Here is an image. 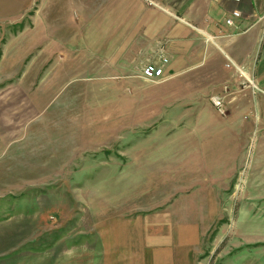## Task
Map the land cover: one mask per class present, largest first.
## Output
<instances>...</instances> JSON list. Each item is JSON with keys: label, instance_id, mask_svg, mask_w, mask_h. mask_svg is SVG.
I'll return each mask as SVG.
<instances>
[{"label": "crops", "instance_id": "0c3cea01", "mask_svg": "<svg viewBox=\"0 0 264 264\" xmlns=\"http://www.w3.org/2000/svg\"><path fill=\"white\" fill-rule=\"evenodd\" d=\"M236 9L241 17L228 25ZM25 17L38 21L24 28L38 38L12 47L25 58L39 51L43 74L24 78L40 86L24 96L0 92V169L7 173L0 178L17 175L12 157H45L44 163L52 157L44 143L53 92L77 100L83 87L103 97L113 85L135 83L147 63L163 57L165 76L183 83V92H171L178 98L204 101L230 84L225 115L204 102L188 106L184 140L167 130L175 120L167 121L163 132L169 136L160 144L165 152L153 159L185 166L180 172L174 167L154 190L157 204L107 213L99 221L96 213L88 243L61 251L63 264H208L206 238L234 181L247 178L248 189L264 190V0H0V21ZM245 154L247 177L240 164ZM263 246L235 245L222 264H241L240 252Z\"/></svg>", "mask_w": 264, "mask_h": 264}, {"label": "rangeland", "instance_id": "374dc122", "mask_svg": "<svg viewBox=\"0 0 264 264\" xmlns=\"http://www.w3.org/2000/svg\"><path fill=\"white\" fill-rule=\"evenodd\" d=\"M29 17L0 21L1 94L12 91L24 96L40 87L39 83L26 84L24 80L41 78L39 51L25 58L12 47H22L24 40L38 38L24 31L37 26L38 21ZM81 88V99H63L65 91L57 95L53 92L49 99L50 138L44 143L52 154L49 161L44 163L45 157L37 156L12 157L10 167L17 175L0 178V264H63L64 247L79 248L92 238L89 226L96 213L99 221L107 213L157 204L159 197L154 190L174 172V167L180 172L185 166L184 162L170 166L153 159L165 152L160 146L164 136H169L163 132L165 125L173 118L175 122L171 121L167 130L176 132L177 141H182L185 110L192 108L188 106L204 102V107L225 115L233 94L230 84H225L224 94L209 93L204 101L185 100L171 95L172 91L183 92V83H174L167 76H140L125 87L126 91L113 85L103 97ZM217 97L223 101V113L214 102ZM19 98L17 95L16 102ZM169 111L176 114L170 117ZM11 155L13 150L6 156ZM184 155L180 149V157ZM244 158L245 163L240 164L247 177L246 154L241 162ZM196 169L202 170L203 165ZM6 174L5 167L0 169V176ZM247 181L235 180L223 197L225 210L206 238L204 258L208 264H222L235 245L264 242V190L248 189ZM239 256L241 264L264 263V246L245 249Z\"/></svg>", "mask_w": 264, "mask_h": 264}, {"label": "built area", "instance_id": "2783aa9c", "mask_svg": "<svg viewBox=\"0 0 264 264\" xmlns=\"http://www.w3.org/2000/svg\"><path fill=\"white\" fill-rule=\"evenodd\" d=\"M241 17V12L239 10H233L231 15L226 19L228 25H235V19ZM168 63V59L163 57L160 63L149 62L142 68V76L146 79H155L165 76V65ZM257 90H260L259 87L254 85ZM264 93V91L262 90ZM215 100V104L219 107L221 113L224 112L223 101L220 97Z\"/></svg>", "mask_w": 264, "mask_h": 264}]
</instances>
